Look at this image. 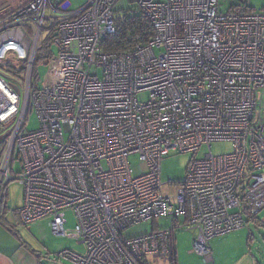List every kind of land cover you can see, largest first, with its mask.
Returning a JSON list of instances; mask_svg holds the SVG:
<instances>
[{
    "label": "built area",
    "instance_id": "1",
    "mask_svg": "<svg viewBox=\"0 0 264 264\" xmlns=\"http://www.w3.org/2000/svg\"><path fill=\"white\" fill-rule=\"evenodd\" d=\"M122 1L74 10L72 0H1L0 198L18 181L22 224L49 218L54 235L85 245L86 256L57 255L68 264H172L178 231L194 232L192 253L211 264L209 242L243 229L245 213L264 211V13L251 0L227 13L221 0H127L153 37L130 53H107ZM50 39L57 54L38 90L37 59ZM32 110L40 127L26 132ZM222 142L234 152H210L173 196L164 193L172 183H162L163 158ZM132 156L145 166L138 177ZM67 210L77 219L70 235ZM160 220L171 227L127 235Z\"/></svg>",
    "mask_w": 264,
    "mask_h": 264
},
{
    "label": "rangeland",
    "instance_id": "2",
    "mask_svg": "<svg viewBox=\"0 0 264 264\" xmlns=\"http://www.w3.org/2000/svg\"><path fill=\"white\" fill-rule=\"evenodd\" d=\"M6 1V0H5ZM13 4H22L27 0H10ZM1 2V0H0ZM237 0H221L220 10L227 13L231 7L237 4ZM87 0H72V8L74 10L84 6ZM251 7L256 13H264V0H251ZM136 7L127 0L122 1L117 7L116 11H132ZM55 54L57 50L54 48ZM39 66V65H38ZM48 66L41 65L36 70L34 75L35 89L42 90L47 80ZM101 77V75H99ZM148 94L144 93L139 96V100L143 103L148 101ZM40 122L36 111L32 110L28 113L24 124L26 132H33L38 130ZM2 133H0V136ZM214 156L230 155L234 152V145L230 142L214 143L211 148L203 147L198 153L181 154L172 152L167 157L163 158L161 164V180L163 184L172 183L171 187H165L164 193L173 196L181 185L185 182L188 170L191 164L195 161H202L210 154ZM129 164L134 177L140 176L145 171L144 163L139 156H132L129 159ZM14 175L21 171V166L16 163L14 167ZM0 202V218L6 220L7 231L14 233L25 244H28L33 250L44 254L45 264L49 261L51 264H65L56 260L58 254L64 251H71L78 255L86 256L88 251L85 245H81L70 237H57L53 234L50 222L51 219H44L35 224L24 225L21 223L19 217L16 216V210L19 202L22 201L24 195V187L18 182H11L4 192ZM7 209V210H5ZM6 211L3 216L2 212ZM263 213V212H262ZM260 213V215L262 214ZM18 215V214H17ZM264 219V213L260 217ZM65 219L67 221L66 231L70 235L74 230L77 219L73 210L65 212ZM159 227L161 229L170 228V220H160L158 222H148L140 226H136L127 232L129 237H138L149 233L152 229ZM245 226L244 228H247ZM251 233L254 234L257 241L250 247L246 246V235L240 232H233L216 238L212 243H209V248L213 254V262L211 264H264V230L256 229L255 226L249 225ZM248 231V230H247ZM249 235V233H247ZM194 232L179 231L174 233L175 256L176 264H207L204 258L192 254ZM246 259V260H244Z\"/></svg>",
    "mask_w": 264,
    "mask_h": 264
},
{
    "label": "trees",
    "instance_id": "3",
    "mask_svg": "<svg viewBox=\"0 0 264 264\" xmlns=\"http://www.w3.org/2000/svg\"><path fill=\"white\" fill-rule=\"evenodd\" d=\"M242 1V0H237ZM153 37V31L151 25L149 24L148 19L137 9L132 11L124 12L120 11L116 14V33L106 40L104 43V50L107 53H130L137 45L147 44ZM53 39H50L47 42L46 47L39 55L37 59L38 65H46V62L51 60L55 56ZM24 70L21 72L23 73ZM18 74V73H17ZM16 76V75H15ZM14 80V77H10ZM22 77L20 76L19 79ZM6 130L4 127L0 126V156L6 148L7 138L5 135ZM3 196L0 198V202ZM7 210V209H5ZM18 213V210H17ZM250 214L245 213V218L247 223L249 220L256 219ZM176 256L172 264H176Z\"/></svg>",
    "mask_w": 264,
    "mask_h": 264
},
{
    "label": "crops",
    "instance_id": "4",
    "mask_svg": "<svg viewBox=\"0 0 264 264\" xmlns=\"http://www.w3.org/2000/svg\"><path fill=\"white\" fill-rule=\"evenodd\" d=\"M2 196L5 198L4 194ZM23 203H24V195L22 197V201L19 202L18 204L17 210H19L23 206ZM17 210H16V216L18 217ZM262 212L264 213V211ZM262 214L261 215L259 214L256 219L249 220L247 223L248 225L247 228H243L239 231H236V232H240L242 234V237L243 235H246L247 237L246 246L247 247H250V245H254V243L257 241L254 234L251 233V229L249 228V225L251 224L255 226L256 229L264 230V219L261 220L260 218ZM2 215L3 216L6 215L5 210L2 212ZM2 221L4 223L0 221V264H45L44 254L33 250L28 244H25L22 240H20V238L17 237L14 233L7 231L8 228L6 227L7 225V222H5L6 220L5 221L2 220ZM66 224H67V221H66ZM66 224H65V228H66ZM247 233H249V235H247ZM215 239L211 240L209 243H212ZM262 240L264 242V238H262ZM193 244H194V241H193ZM192 254H195V253H192ZM56 260H58L60 263L68 264L66 262L60 261L57 257H56ZM47 264H51V263L47 261Z\"/></svg>",
    "mask_w": 264,
    "mask_h": 264
},
{
    "label": "water",
    "instance_id": "5",
    "mask_svg": "<svg viewBox=\"0 0 264 264\" xmlns=\"http://www.w3.org/2000/svg\"><path fill=\"white\" fill-rule=\"evenodd\" d=\"M17 90V88H15Z\"/></svg>",
    "mask_w": 264,
    "mask_h": 264
}]
</instances>
